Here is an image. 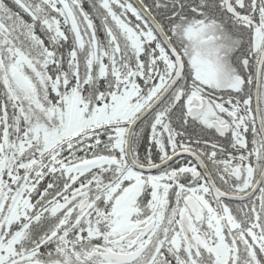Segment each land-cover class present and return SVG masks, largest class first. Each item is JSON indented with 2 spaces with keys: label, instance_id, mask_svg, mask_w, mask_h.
<instances>
[{
  "label": "snow or ice",
  "instance_id": "snow-or-ice-1",
  "mask_svg": "<svg viewBox=\"0 0 264 264\" xmlns=\"http://www.w3.org/2000/svg\"><path fill=\"white\" fill-rule=\"evenodd\" d=\"M0 264H264V0H0Z\"/></svg>",
  "mask_w": 264,
  "mask_h": 264
}]
</instances>
